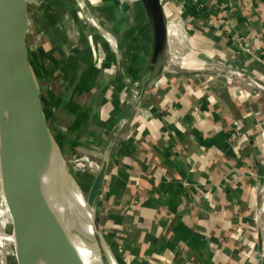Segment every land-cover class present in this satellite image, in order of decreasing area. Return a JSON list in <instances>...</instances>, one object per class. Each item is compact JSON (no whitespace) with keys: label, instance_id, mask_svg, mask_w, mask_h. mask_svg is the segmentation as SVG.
Returning a JSON list of instances; mask_svg holds the SVG:
<instances>
[{"label":"crops","instance_id":"1","mask_svg":"<svg viewBox=\"0 0 264 264\" xmlns=\"http://www.w3.org/2000/svg\"><path fill=\"white\" fill-rule=\"evenodd\" d=\"M100 1L113 7L115 28L122 24L118 7L126 8L131 28L138 21V26L144 25L142 38L118 27L125 35L116 52L106 40L110 33L100 25L95 32L90 25L108 50V63L117 66L112 93H94L91 108L77 110L62 88V66L51 35L48 43L64 118L70 119L69 126L92 158L89 138L102 144L101 156L112 148L100 206L104 231L119 263L264 264V230L255 226L264 181V90L248 99L242 80L230 76L245 70L264 87V0H204L205 9L197 18L180 0H162L165 14H179L188 25L194 56L187 65L201 66L198 70L208 65L229 74L173 76L175 90L164 101L158 95L162 90L157 91L159 79L170 75L163 73L164 58L142 98L132 94L134 83L146 79L152 46L151 23L140 2ZM171 35L169 31L167 49L174 58ZM128 118L129 125L118 126ZM92 121L100 134L87 130ZM138 122L156 127L144 129L140 142L133 136Z\"/></svg>","mask_w":264,"mask_h":264},{"label":"water","instance_id":"2","mask_svg":"<svg viewBox=\"0 0 264 264\" xmlns=\"http://www.w3.org/2000/svg\"><path fill=\"white\" fill-rule=\"evenodd\" d=\"M138 1L152 29L146 79L140 83L143 94L156 77L167 52L168 24L161 0ZM46 34L47 24L38 0H0V89L16 95L14 103L0 96V112L18 119L30 135V142L25 144L14 132L0 125V140L16 150L20 157L16 163L26 171L21 176L7 155L0 157L8 174L4 180L8 187L5 201L9 210L15 211V195L21 200L23 197L30 205L27 208L31 213L30 220L42 230L40 242L33 243L29 249L27 238L23 243L26 231L24 221L16 220L20 224L14 221L19 243L23 251H31L34 264H120L104 231L100 206L101 189L112 162V148L105 149L96 168L89 149L69 126L70 119L64 118L61 113L58 76L50 65ZM172 74L229 76L224 71L183 69L179 72L174 69ZM126 121L129 123L130 118ZM62 176L65 179L61 187L60 184H50V181L56 182ZM65 203L84 231L86 224L73 203L88 215L91 240L85 234L69 230L64 219L57 221L47 216L49 213L60 218L58 206ZM43 208L46 216L43 215ZM5 243H0L3 264L8 263L4 253ZM9 246L16 254V250Z\"/></svg>","mask_w":264,"mask_h":264},{"label":"rangeland","instance_id":"3","mask_svg":"<svg viewBox=\"0 0 264 264\" xmlns=\"http://www.w3.org/2000/svg\"><path fill=\"white\" fill-rule=\"evenodd\" d=\"M78 1L83 3V6L85 7L84 9H81ZM121 1L122 3L124 2V0H118L117 2L121 3ZM38 2L41 6H44L45 14L50 21V25H52L51 28L53 34L48 32L46 37L49 42V36L51 35V40H53L52 42L55 45L56 56L62 66V88L64 89L71 104L77 110L84 111L90 109L92 106L90 101L94 93H100V91H104V89L108 90L109 93L111 92L109 90H114L115 87H117L116 83H112L113 78L117 76V66L115 64L108 63V50H105L104 45L98 40L99 38H96L95 33L90 30V25L94 27L95 32L97 28L96 25H100L101 28L109 32L116 41L118 51V46L121 45V42L123 43L121 39L123 35H125H121V31L118 27L123 31L132 29L134 36L141 35L142 38L144 33V25H142L143 22H141L140 26H138V21V24H136L137 26L134 25L131 28L130 18L126 15V8L121 7L122 9H119L117 6L119 10L117 11L119 12L117 20H122V24L121 22L118 23V27L115 28V20H111L113 7H106L100 0H38ZM136 2L139 1L136 0ZM58 7L60 11L57 10ZM121 11L122 15L120 14ZM120 16H122V18ZM130 16L133 17V14L131 13ZM172 19L173 18H170L168 20L170 26L171 22H174ZM92 20L95 22L92 23ZM175 26L177 31L179 30L181 33L177 32V34H180L176 37L171 31V42L176 44V51L173 56L174 58L169 57L168 49L164 55V65L169 67L165 68L163 73L167 75L170 74L169 76H177L172 74L174 69L179 72L182 71V69L198 70L201 68V66L187 65L188 61H190L189 59L194 56V51L191 48L193 47V39H190L187 23L183 20V23H175ZM168 30L174 31L175 29L169 27ZM112 51L116 52L113 49ZM221 67L222 69H225L223 66H216V68ZM203 71L217 70H215L214 67L205 65L203 67ZM137 83L140 85L139 82ZM103 116L105 117L104 114ZM96 123V121L88 123L87 130L90 133L93 132L100 134ZM118 126L121 127V124L119 123ZM92 139L89 138V146L91 153L94 154L93 161L97 168L100 165L99 159L103 148L100 142L98 143L96 139ZM0 225H3V218L1 215ZM4 253L8 260L7 264H16L14 254L10 246L4 245ZM0 264H3L1 252Z\"/></svg>","mask_w":264,"mask_h":264},{"label":"bare ground","instance_id":"4","mask_svg":"<svg viewBox=\"0 0 264 264\" xmlns=\"http://www.w3.org/2000/svg\"><path fill=\"white\" fill-rule=\"evenodd\" d=\"M81 9H84L85 7L83 6V3L80 1H78ZM95 21L92 20V23H94ZM97 29V28H96ZM98 30V29H97ZM179 31V30H178ZM180 34V33H179ZM178 34V35H179ZM175 36V35H174ZM182 37V36H181ZM170 38V36H169ZM176 39V38H175ZM106 40L109 44V46L111 47V49L113 50H117V44L116 41L113 39L112 36H106ZM171 41V40H170ZM181 42V40H180ZM172 45V43H171ZM195 68V67H194ZM195 71V70H194ZM0 96H2V98H4L5 100H7L10 103H14L16 102V95L15 94H8L5 93L3 90L0 89ZM0 125L6 127L7 129H10L12 132H14V134H16V136H18L22 142H24L25 144H28L30 142V135L27 131V128L24 127V125L18 120L16 119L14 116L6 113V112H0ZM95 151V150H94ZM5 155H7L9 157V159L15 164L16 169L20 172V175L22 176L23 173L26 174L25 168H20L19 164H17L16 162H18V160L20 159L18 153L16 152V150L10 146L8 147V144H6L5 142H2L0 140V157H5ZM96 167V166H95ZM23 172V173H22ZM8 174L6 173V168L4 166V164L2 163L1 159H0V215L3 218V225H0V243L2 241H6L5 245L9 246L11 245L14 250H16V254L14 252V257H15V262L16 264H34L33 258L31 256V251L30 252H26L23 251L22 246L20 240H19V236L15 230L14 227V221L16 223H19L16 220H20V221H24L23 225H25L26 231L24 232V236H23V243H25V239L27 241V245L30 249V246L34 243V244H38V242H40V238H42V230L41 228L36 224V222H34L33 220H30V215L31 213H29L28 211V205L29 203L22 197V200L19 196L15 195L16 198L14 199L16 201V205H17V209L15 211H10L9 207L6 204L5 201V194H7V185L6 182L4 181L6 179V176ZM54 178V176H53ZM64 179L65 177H61V179H57L56 182H51L53 186H55V184H60L59 186L61 187V185H63L64 183ZM10 182V180H9ZM19 195V192L16 191ZM12 196V195H11ZM33 195H31L32 197ZM35 199V196L32 197ZM74 206L76 207V211L79 214V217L81 218V220H83V222H85L86 224V230L84 231L83 229H81L79 227V224L76 221V218H74V214L72 215L71 212L67 209V204H63L62 206H58L59 209V217H55V216H50L49 213H45V210L43 208V215L44 216H48L49 218H53L57 221H59L61 218L64 219L65 223L67 222V228H69V230L74 232H78L79 235L81 234H85L84 236L86 238H88L89 240H91V221L90 218L88 217L87 214H85L84 210H82L79 206H76L75 203H73ZM30 207V205H29ZM61 211V212H60ZM75 211V213H76ZM15 218V219H14ZM84 245V244H83ZM86 245V244H85ZM87 246V245H86ZM41 248V245H40Z\"/></svg>","mask_w":264,"mask_h":264},{"label":"built area","instance_id":"5","mask_svg":"<svg viewBox=\"0 0 264 264\" xmlns=\"http://www.w3.org/2000/svg\"><path fill=\"white\" fill-rule=\"evenodd\" d=\"M180 1L182 2L183 8L187 9L189 14H191V16L193 15L196 18L198 16H201V14L203 13V11L205 9L204 0H180ZM161 2H162V0H161ZM180 14H183L182 10H181ZM165 15H166V20H167V24H168V29H169V27L170 28L172 27L173 29H175L174 30L175 32L173 30H168V33H169V31L170 32L172 31V34L173 35L176 34L175 36L177 37L178 36L177 32H180V31H177L175 23H183L182 17L181 16L179 17V14L175 15L173 12H169L168 14H165ZM176 16H178V17H176ZM170 18H173L172 20H174V22H175V23L171 22V26H170L169 21H168ZM242 49L247 51L248 53L254 55V56H258L257 55L258 53L254 52L255 50H249L248 48H244V47H242ZM230 76H234L236 79L242 80V82L245 85V88H244L245 91H242V92L246 95V97L248 99H256L258 97V95L260 94L261 90H264V87L260 86L254 78H252L251 76H249L247 74V72L245 70H236L234 72V74H231ZM229 79L233 80L234 78L229 77L228 80ZM132 94H133V97L135 99L140 100L142 98L143 94H141L140 85H138V83H134V85L132 87ZM140 111L141 110H139L138 113H140ZM138 113L136 114V116L132 120V122H134L136 120L137 116L139 115ZM129 124H130V122L128 123L126 120L122 121L121 127H124V126L129 125ZM241 130L242 129L240 126L236 127V136L241 135V133H242ZM263 135H264V128H263ZM262 185L263 186H262L261 191H260V193H261V205L259 207L258 212L256 213V219H255V223H257V224H255V226L257 228H259L260 231L264 230V221H263V217H264V181H263ZM262 259L264 260V254H263Z\"/></svg>","mask_w":264,"mask_h":264},{"label":"trees","instance_id":"6","mask_svg":"<svg viewBox=\"0 0 264 264\" xmlns=\"http://www.w3.org/2000/svg\"><path fill=\"white\" fill-rule=\"evenodd\" d=\"M174 77L171 76H166V77H163V78H160L159 79V83H160V89L157 90V91H160L162 90V93L161 94H158L160 95L159 98L160 99H164V97L171 91L175 90V87L174 85H172L170 82H172L174 79ZM172 80V81H171ZM156 88V87H155ZM148 94H150V91H148ZM164 101V100H163ZM149 128L151 131H153L154 129H156V127L153 125V124H149V123H145V122H138L136 123L135 125V129H134V132H133V136L134 138H136L137 141H142L141 139V133L144 129H147ZM110 245L112 246V248L114 247L115 249V245L114 243L110 240Z\"/></svg>","mask_w":264,"mask_h":264}]
</instances>
